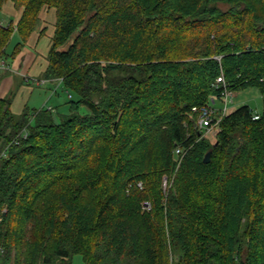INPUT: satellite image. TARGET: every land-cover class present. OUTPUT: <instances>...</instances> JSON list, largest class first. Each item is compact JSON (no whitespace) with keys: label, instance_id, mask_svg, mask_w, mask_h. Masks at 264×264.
<instances>
[{"label":"trees","instance_id":"16d2710c","mask_svg":"<svg viewBox=\"0 0 264 264\" xmlns=\"http://www.w3.org/2000/svg\"><path fill=\"white\" fill-rule=\"evenodd\" d=\"M45 8L70 108L0 97V264H264V0H0V58ZM252 88L262 111L200 129L193 107Z\"/></svg>","mask_w":264,"mask_h":264},{"label":"rangeland","instance_id":"374dc122","mask_svg":"<svg viewBox=\"0 0 264 264\" xmlns=\"http://www.w3.org/2000/svg\"><path fill=\"white\" fill-rule=\"evenodd\" d=\"M6 4V3H5ZM5 6V5H4ZM45 11H47L46 14H44L46 20H47V24L49 25H53L54 21H55V13L56 10L53 8H45ZM52 10V11H51ZM55 10V11H54ZM55 12V13H54ZM1 16L3 18H7L10 19V17L7 15L6 12H2ZM42 19V18H41ZM56 24V22H55ZM56 27V25H55ZM50 30V28H49ZM48 30V32L42 37L41 42L38 46H34L33 44H29V42H27L24 45V50L28 53L27 59L26 57L24 59V62L22 64V67H18L17 63H16V58L19 57L20 52H18L15 55H12V52L16 46V44L18 42L21 41L20 36L18 33H15L12 37V40L10 42V45L8 46L7 49V53L8 55L4 58L1 59V63L5 62L8 65H10V70L9 69H0L1 71H4L2 73H5V71L9 70L8 72H12L14 71H18L20 73H24L28 71V68L30 67L31 62L34 60H36V58L41 59L43 57V53H45V43L50 39V31ZM36 57V58H34ZM47 60V58H46ZM30 70V69H29ZM2 73H0V86L3 85V80L1 81L2 78ZM12 75H15L14 73H12ZM19 79L16 81H12L11 84L9 86H7L8 89L7 92H5V94H7L6 97H9L12 92L16 93V91L18 90V87L20 86L21 83H23L24 85H27L28 83L24 82L23 77H18ZM34 81V80H33ZM35 82V81H34ZM34 82L30 84V86H32L33 88H35V91L33 92L32 95V99L29 102L28 108L29 111L32 113L36 110L45 108H54V114L55 116L60 119V116L62 114H67L69 112V108H70V94L67 92V90L65 89V86L61 83V82H50L47 80L44 82H41V86L42 87H35ZM57 90V93H52V90ZM234 93V97H233V103L229 105L230 109L232 108H237L241 105L244 104H248L250 105L253 110L255 112H260L262 111L263 108V96L261 94V92L257 89H248V90H243L240 92H233ZM17 96V93H16ZM15 96V97H16ZM78 96L77 94H73V99H77ZM23 102H25L27 100L26 97H23L22 99ZM223 104L218 102L217 106H222ZM13 112V111H12ZM2 146V142H0V148ZM172 182L168 181V178H164L163 180V189L164 191L167 193L168 189L170 188V186ZM58 264V263H55ZM72 264H84L83 261V257L81 254H75L72 258Z\"/></svg>","mask_w":264,"mask_h":264},{"label":"crops","instance_id":"0c3cea01","mask_svg":"<svg viewBox=\"0 0 264 264\" xmlns=\"http://www.w3.org/2000/svg\"><path fill=\"white\" fill-rule=\"evenodd\" d=\"M4 12H6L7 15L10 18H13L14 20H18L21 16V12L18 11L14 7V4L10 1L5 4ZM46 13H47V11H45V10L42 11V13H41L42 19H41V22L39 24V27L37 28L36 31H34L32 33V35L30 36V38L28 40L29 44L31 43L34 46H38L41 42L42 37L48 32V30L50 28L49 34L51 37L45 43V46L47 49H45L46 51H45V53H43V57L41 59L34 57V58H36V60L35 61L33 60L31 62L30 67L28 68V71L24 72V73H20L18 71H14V70L12 72L11 71L8 72L10 70V68H9V70L5 71V73H2L4 71L0 70V73H2L1 81H2V79H4L3 85L0 86V97L1 98H6L7 94H5V92H7V90H8V89H6V88H8L7 86H9L12 81L18 80L19 79L18 77L22 76L24 79V82L28 83L27 85H24L23 83L20 84V86L18 87V90L16 91L17 96H16V93H13V92L10 95V96H12L11 109L13 111V114L17 117L20 116L28 108L29 102L32 99V95H33V92L35 91V88L30 86V84L35 81L34 82L35 87H37V86L42 87L41 82H44V81L47 82V80H48V79H45L44 72H45L47 65H48V59L46 60V58L48 56V52H49V49H50V46L52 43V37H53L54 32H55L56 13L54 12L55 13L54 24L49 25V26H48L47 20L44 16V14H46ZM2 20H3V22H5L8 19L2 18ZM27 56H28V53L24 50V47H23V49L20 51L19 57L15 59L18 67H22V64L24 62L25 57H26V60L28 61ZM8 66L10 67V65H8ZM12 73H14L15 75H12ZM48 81L56 82L55 80H48ZM52 93L53 94L57 93V90L53 89ZM23 97L27 98V100L25 102L20 100Z\"/></svg>","mask_w":264,"mask_h":264},{"label":"built area","instance_id":"2783aa9c","mask_svg":"<svg viewBox=\"0 0 264 264\" xmlns=\"http://www.w3.org/2000/svg\"><path fill=\"white\" fill-rule=\"evenodd\" d=\"M0 58V69H9L7 63H1ZM218 82H224V76L218 78ZM224 104L222 106H217L215 100L213 99L209 105L202 107H193V111L198 114V125L205 134H216L217 126L222 118L227 114L230 107L229 105L233 102L234 93L229 90H224L223 92ZM255 119L259 118L258 114L254 115ZM24 137L28 135L27 131H24L22 134ZM177 153H181V148H177Z\"/></svg>","mask_w":264,"mask_h":264},{"label":"water","instance_id":"95a60500","mask_svg":"<svg viewBox=\"0 0 264 264\" xmlns=\"http://www.w3.org/2000/svg\"><path fill=\"white\" fill-rule=\"evenodd\" d=\"M212 150H209L204 156V162L208 163L211 161Z\"/></svg>","mask_w":264,"mask_h":264},{"label":"bare ground","instance_id":"6f19581e","mask_svg":"<svg viewBox=\"0 0 264 264\" xmlns=\"http://www.w3.org/2000/svg\"><path fill=\"white\" fill-rule=\"evenodd\" d=\"M203 133V132H202ZM202 135V134H201Z\"/></svg>","mask_w":264,"mask_h":264}]
</instances>
